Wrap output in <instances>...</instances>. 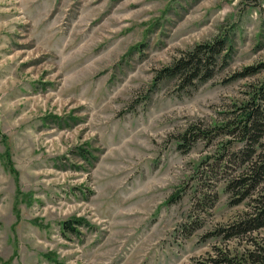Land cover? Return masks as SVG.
Masks as SVG:
<instances>
[{
	"label": "rangeland",
	"instance_id": "obj_1",
	"mask_svg": "<svg viewBox=\"0 0 264 264\" xmlns=\"http://www.w3.org/2000/svg\"><path fill=\"white\" fill-rule=\"evenodd\" d=\"M218 35L232 57L210 80H156ZM259 62L264 0H0V264H211L264 245V228L216 234L249 209L226 189L238 138L177 145L233 114L264 72L230 78Z\"/></svg>",
	"mask_w": 264,
	"mask_h": 264
},
{
	"label": "trees",
	"instance_id": "obj_2",
	"mask_svg": "<svg viewBox=\"0 0 264 264\" xmlns=\"http://www.w3.org/2000/svg\"><path fill=\"white\" fill-rule=\"evenodd\" d=\"M228 37L218 35L213 40L197 43L170 64L157 70L156 80L160 82L177 78L183 89L210 80L217 69L224 68L232 57L233 48ZM262 72L264 62L250 64L235 72L230 80ZM246 94L247 98L235 102L233 114L227 111L222 121L215 122L210 129L190 124L179 135L177 143L183 151L190 150L200 139L210 140L217 135L238 138L242 143L231 155L241 163L243 171L228 181L226 189L233 194L231 202L234 204L250 199L249 209L227 225L217 228L216 234L224 235L225 239L251 235L264 228V79L249 84ZM177 196L179 194H172L169 201ZM64 225L73 228L69 220ZM249 239L252 248L241 253L218 254L217 258L211 259V264H264V245L253 237Z\"/></svg>",
	"mask_w": 264,
	"mask_h": 264
}]
</instances>
